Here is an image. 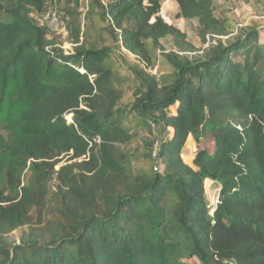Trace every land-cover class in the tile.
<instances>
[{"label":"trees","instance_id":"16d2710c","mask_svg":"<svg viewBox=\"0 0 264 264\" xmlns=\"http://www.w3.org/2000/svg\"><path fill=\"white\" fill-rule=\"evenodd\" d=\"M47 1L0 0V264H264V20L229 38L212 0H173L217 38L196 53L161 0H86L64 51Z\"/></svg>","mask_w":264,"mask_h":264},{"label":"rangeland","instance_id":"374dc122","mask_svg":"<svg viewBox=\"0 0 264 264\" xmlns=\"http://www.w3.org/2000/svg\"><path fill=\"white\" fill-rule=\"evenodd\" d=\"M213 11L216 18L220 21L228 17L234 29L228 36L233 38L237 35L240 29H243L249 20L259 19L264 20V1L262 0H212ZM160 16L169 25H172L184 32L187 35L188 42L194 46L196 53H201V50L207 48L209 45H214L215 40L212 36L206 35L204 40L199 36V25L197 20H184L179 17L178 6L173 0H161ZM86 0H48L46 2L43 13L40 16L31 15L34 22L39 24L45 30L49 38H56L61 41L64 51L70 50V45L67 42L69 34L70 16L79 17L82 21V15L85 11ZM221 41H226L227 37H220ZM168 48L170 46L168 45ZM170 50V49H169ZM190 56V55H189ZM152 75L158 80L160 85L168 84L172 81V77L167 73L161 75H155V71H152ZM175 107L170 109L171 114H175ZM67 120H69L67 116ZM137 138L141 143H144L148 139L146 131H138ZM202 147H208V144L202 142ZM197 151V145L193 139L190 138L186 143L182 151V159L184 163L192 166V160ZM58 169V168H57ZM29 172L26 171L23 175L22 181L24 184L28 181ZM205 198L212 209L216 203V197L218 194V186L216 183L205 181ZM54 183L49 186V200L46 210L43 213V219L38 228L42 227L48 221H56V202L54 201ZM37 220L36 214H34V222ZM39 223V220H38ZM37 227V226H36ZM26 227L18 229L9 234L5 239L8 244H19L21 237L27 233ZM188 264H199V262L193 258L186 260ZM224 264H232L227 262Z\"/></svg>","mask_w":264,"mask_h":264}]
</instances>
